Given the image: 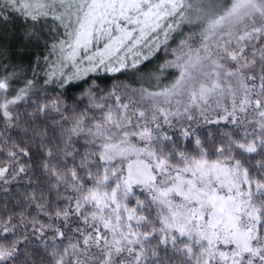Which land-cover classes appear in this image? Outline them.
<instances>
[{"label": "snow or ice", "instance_id": "obj_1", "mask_svg": "<svg viewBox=\"0 0 264 264\" xmlns=\"http://www.w3.org/2000/svg\"><path fill=\"white\" fill-rule=\"evenodd\" d=\"M0 264H264V0H0Z\"/></svg>", "mask_w": 264, "mask_h": 264}]
</instances>
